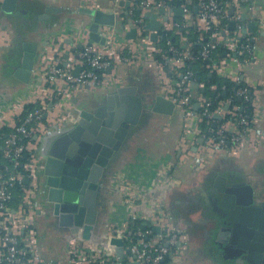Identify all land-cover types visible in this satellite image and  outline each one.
I'll list each match as a JSON object with an SVG mask.
<instances>
[{
  "label": "crops",
  "instance_id": "obj_1",
  "mask_svg": "<svg viewBox=\"0 0 264 264\" xmlns=\"http://www.w3.org/2000/svg\"><path fill=\"white\" fill-rule=\"evenodd\" d=\"M2 1L0 0V129L12 128L17 117L23 113L28 104L48 103L50 110L44 120V125L48 127L44 132L46 133L52 125L57 124L58 117L65 107L88 103L90 98L102 89L105 90V95H109V90L116 92L118 87L136 85L139 94L166 95L163 89L165 83L173 86L177 81L173 73L167 69H163V72L157 63L150 60H146L144 64L119 63L108 70V76L102 77L104 82L102 88L87 85L72 87L67 100L64 101L62 99L66 87L64 79L50 83L44 77V70L48 64L57 59L61 66L73 67L74 73L80 67L76 55L81 50L79 47L81 40L74 34L86 32L88 35L87 27L92 19L79 10L81 6L99 7L105 11L115 12L117 24L102 25L100 27L102 36L107 38L108 31L113 32L118 40L126 45V49L143 55L146 52V45L142 42L139 32L136 39L127 38V31L134 26L131 19L126 17V8L121 6L120 2L116 4V0H90L88 3L83 0H39L46 5L61 8V12L51 13L50 21L40 20L37 17L38 13H32L30 22L25 27L26 40L39 43V51L42 54L38 56L30 81L16 82L17 80L10 78L13 72L10 58L17 52L13 48L12 29L9 28L12 15L2 11ZM27 1L35 4L38 0ZM162 1L172 5L173 0ZM242 3L232 0L229 4L227 17L229 23L227 29L221 32V36L226 44L227 39L231 40L235 30H231L229 26L235 21L234 16L238 14L241 17L246 13L247 23L259 21L258 33L248 30L246 34L242 32L241 36L255 39L252 57L242 60L235 52H226L227 54L220 61L221 70L216 73L233 81L244 82L253 94L255 119L246 142L238 151L216 147L198 132L200 124L198 125L195 118L190 119L188 124L183 120L179 108L176 107L177 111L172 115L152 112L147 115L145 122L128 136L123 147L115 154L111 163V174L105 180L101 192L95 227V231L101 235L110 226H123L128 219L129 211L124 195L114 188V180L117 177L127 178L139 186L143 193L138 201L141 210L148 211L151 207L160 204L168 212L174 227L185 230L186 251L180 256L175 255L167 264H238L233 259L224 258L217 251L214 228L216 211L213 209L210 197V189L217 175H226L232 181L247 180L253 185L259 201L264 202V35L261 34L264 32V0L252 2L245 8H242ZM140 4L137 0H132L128 12L132 8L139 7ZM182 4L172 5L167 11L169 22H162L163 29L180 34L174 25L176 22L180 23L179 18H185V15H176L172 9L181 7ZM230 8H234L233 14H230ZM142 11L145 13L144 10ZM193 17L197 20L201 31H208L205 23L198 20L195 13H192ZM240 24L243 27L242 18ZM144 35L147 36L145 33ZM182 38L185 39L183 36ZM155 44L158 46L157 42ZM226 47L230 49L229 46ZM202 88L200 85L192 88L195 105L198 104L195 111L200 108L198 97L203 94ZM224 117L225 115H221V118L216 117V120L220 121ZM224 124L229 130L235 129V125L229 120ZM43 134L39 139H36L35 135L33 137L32 147L36 154ZM200 139H203V143ZM167 166H170L173 176L179 180L178 185L170 190H158L160 172ZM29 182L28 178L24 183L27 185ZM35 191L34 227L42 262L65 263L68 260V240L65 231L57 225L54 216L46 214L43 210L38 212L41 197L39 188L36 187ZM17 205L18 202L12 203L15 208Z\"/></svg>",
  "mask_w": 264,
  "mask_h": 264
},
{
  "label": "built area",
  "instance_id": "obj_2",
  "mask_svg": "<svg viewBox=\"0 0 264 264\" xmlns=\"http://www.w3.org/2000/svg\"><path fill=\"white\" fill-rule=\"evenodd\" d=\"M83 1L90 2V0ZM120 1L116 0V4H119ZM191 1L186 0L182 4L185 18L184 21L175 23L176 28L189 26L193 13L190 7ZM235 1L247 2L248 0ZM138 3H141L139 7L142 6L144 11L150 7H154L155 10L165 7L169 11L172 6L167 1L162 0H139ZM198 6L199 10L196 14L198 20L205 23L207 30L215 29L210 35V40L202 49V56H209L221 42L229 46L230 50L236 53V56L243 54L248 45L239 44L238 41L243 30L239 14L234 16L233 20L237 23L236 30L231 36V40L227 39V44L222 39L220 30L217 29L220 18L228 17L229 3L224 4L219 0H201ZM133 9L128 12L131 16ZM131 21L134 28L138 30L142 42L146 45L144 55L126 49V45L120 42L113 32L108 31L106 42L103 45L96 42L88 45L87 33L79 32L74 34L84 44L79 51L78 60L81 67L79 74L76 75L73 72V67L69 65L67 67L61 66L59 59H57L45 68V79L50 83L64 79L66 87L62 99L66 101L72 87L87 85L102 88L104 84L102 77L108 76V70L119 63L144 64L146 60H150L157 63L162 71L167 69L178 76L175 85L169 86L165 83L163 89L165 96L172 99L176 107L180 109L183 120L188 124L190 119L195 118L199 125L204 117H209L208 132L211 134H203V136L216 147L238 151L250 134L255 113L250 118L246 110L237 104H233L230 109H225L226 104L230 106L232 103V98L218 100L217 106L212 110L210 107L213 105V100L203 94L198 97V103L203 110L195 111L196 100L192 95L191 87L194 81V71L190 68L186 69L185 72L181 70L187 67L186 61L192 59L189 47L181 48L168 40L169 48L165 51L158 47L149 36L144 35L146 22L144 13L137 19L132 18ZM160 21L161 23L169 22L164 21L163 18ZM252 39V37L247 36L246 40ZM157 53L161 54V61L155 59ZM244 60H248V58ZM211 68L215 72H220V63L211 65ZM199 85L205 87L203 82H200ZM212 88L216 89V86H212ZM249 90L247 86L241 87L237 94L253 104V97L249 95ZM49 110L48 103L44 102L28 110L25 115L20 114L0 149L2 156L8 161L3 170L0 169V264H41L42 262L37 232L34 227L36 209L33 202L36 196V187L38 188L37 173L41 166V158L35 153L32 144L34 143V135L38 134L40 137L47 130L48 127L44 125V115L48 114ZM67 110L68 106L63 109L58 117V124L68 119L65 114ZM217 114L225 116L230 114L229 122L235 125V129L229 130L224 123L218 128L215 127L218 126L217 120L212 118ZM212 123L215 124L214 127L211 125ZM198 132L202 134L201 127L198 128ZM20 165L22 169H19ZM160 174L158 190H166L178 185L179 180L173 176L170 166L162 168ZM25 178L30 179L27 185L24 184ZM18 185L22 188L23 193L21 202L15 208L12 203ZM114 188L124 195L129 211L127 222L121 227L110 226L101 235V243L84 240L79 235L69 236L67 238L68 260L58 264H116L117 261L120 264L134 261L139 264H164L168 254L173 253L174 256H180L186 251L187 233L185 230L174 227L168 212L162 208V205L157 204L148 211L141 210L138 201L142 198L143 193L135 182L127 178L117 177L114 180ZM135 221L141 222L140 224H144L147 228L131 226V223ZM156 227H160V233L154 235L153 228ZM111 237L124 239V252L129 251L126 258L117 256L116 247L110 243Z\"/></svg>",
  "mask_w": 264,
  "mask_h": 264
},
{
  "label": "water",
  "instance_id": "obj_3",
  "mask_svg": "<svg viewBox=\"0 0 264 264\" xmlns=\"http://www.w3.org/2000/svg\"><path fill=\"white\" fill-rule=\"evenodd\" d=\"M131 1H120L126 13ZM140 8L144 9L142 6ZM1 9L5 14L12 15L9 28L12 29L13 48L17 50L10 58L13 69L10 78L19 83H28L38 56L42 53L39 51V43L26 40L25 27L32 13H38L40 20L50 21L51 13L61 12V8L46 5L39 0L35 4L27 0H3ZM79 10L92 18L87 27L88 45L94 42L105 44L106 37L101 35L100 27L116 25L118 20L115 12L88 6H81ZM172 10L176 15H184L182 7ZM198 10L197 5L194 8L195 14ZM233 13L234 8H230V14ZM144 17V33L153 42L160 43L163 40L160 33H166L160 19H169L166 8L155 10L150 7L145 10ZM246 17V13L241 16L242 32L246 34L249 30L258 33L259 21L247 23ZM236 26L237 23L232 21L229 28L236 30ZM261 34L264 35V32ZM137 37L136 28L127 31L128 39ZM83 46V43L79 44V47ZM76 56L79 58V54ZM80 69H76V75ZM198 85L192 82L191 87ZM109 92V95H105L102 89L88 103H78L68 108L65 113L68 119L52 125L39 141L37 156L41 158V166L37 181L41 206L38 212L43 210L54 216L57 225L64 229L66 238L79 235L84 240L102 242L101 234L95 231L98 204L105 180L111 174L115 154L123 147L128 136L145 122L148 114L156 112L172 115L177 111L172 99L162 93L155 96L139 94L136 85L118 87L116 92ZM225 109H229L228 104ZM47 116L46 113L44 117ZM215 117L221 118V115ZM35 138L39 139V135L36 134ZM200 142L203 143V139ZM27 180L25 178L24 181ZM210 193L216 211L214 228L218 245L225 244L223 247L231 255L236 254V263L264 264V202L259 201L253 185L247 180L232 181L220 174L215 178ZM155 231L160 232V227H156ZM110 243L116 247L118 257H127L129 251L124 252L123 238L111 237ZM169 256L173 258L174 254L170 253ZM127 264L139 263L134 261Z\"/></svg>",
  "mask_w": 264,
  "mask_h": 264
},
{
  "label": "trees",
  "instance_id": "obj_4",
  "mask_svg": "<svg viewBox=\"0 0 264 264\" xmlns=\"http://www.w3.org/2000/svg\"><path fill=\"white\" fill-rule=\"evenodd\" d=\"M186 0H173L171 3L172 5H179L181 3H184ZM201 0H192L190 3V7L192 9V12L195 13L194 8L195 6L199 5ZM224 4L231 3L232 0H219ZM251 0H248L247 2L242 3V8L248 7L249 4H251ZM229 9V8H228ZM143 14V11L140 7H135L133 9V15L127 13L126 17L132 19H137ZM125 15V14H124ZM179 21H184V18H179ZM229 21L227 18H220V23L217 26V29L222 32L223 30L227 29ZM178 30L180 31V34L175 33V31H166L165 35L162 34L163 40L158 43V47L162 48L163 50L167 51L169 48V45L167 44V41H171L172 44H175L181 48H184L186 46L189 47L190 52L192 54V59H188L186 61L187 67L181 69L185 72L186 69H192L194 71L193 82L200 83L203 82L205 84V87H203L201 90L203 92V95L213 100V105L210 107V109H214L217 104L218 100H227L229 98H232V103L229 106V109L233 107V104H237L242 106L246 112L249 114L250 118L253 117L254 113V107L251 101H246L243 97H240L238 93V89L241 87H245L246 84L241 81H233L232 79L228 77H221L217 75L215 71L212 70L211 65L218 64L220 61L224 58L225 52H231L230 49H228L223 42L219 43L216 49L212 50L209 56L204 57L202 56V49L207 44V42L210 40V35L215 29H209L208 31H201L199 29L197 20L193 17L190 20L189 26L186 27H179ZM233 34V31L231 32ZM185 37L186 39L182 38ZM247 36L239 37L238 41L239 44H244L245 46L248 45L244 49V53L238 55L239 59L244 60L245 58H251L252 57V50H253V41L252 40H246ZM234 52V51H233ZM156 59L161 61V54L157 53L155 55ZM175 77H178L175 75ZM212 86H216V89H213ZM250 91V90H249ZM249 95L253 97L252 92H249ZM38 103L34 104H28L26 105L23 115L27 113L28 110H31L33 107L38 106ZM196 109V108H195ZM203 109L200 107L197 109L198 112L202 111ZM216 119L214 116L212 119ZM231 119V115L228 114L224 117V119L217 121L215 127L221 126L225 121ZM209 117H204V120L200 123V127L202 130V134L209 135L211 133L208 132V128L210 127ZM214 127V123L211 124ZM12 131V128L3 127L0 129V149L3 146L4 140L7 138L8 134ZM217 139L219 140V137L217 136ZM24 160V159H23ZM8 163V161L2 156L0 152V169L3 170L4 165ZM19 169H22L21 165L19 166ZM25 184V183H24ZM22 188L20 185H18L16 190V196L13 200V203L18 204L21 202V196H22ZM141 223V222H140ZM139 221H135L131 223V226H139L143 229H146L147 227L144 224H140ZM154 235L159 234L160 232H156L155 228ZM168 254L165 257L164 263H169L171 258Z\"/></svg>",
  "mask_w": 264,
  "mask_h": 264
},
{
  "label": "flooded vegetation",
  "instance_id": "obj_5",
  "mask_svg": "<svg viewBox=\"0 0 264 264\" xmlns=\"http://www.w3.org/2000/svg\"><path fill=\"white\" fill-rule=\"evenodd\" d=\"M171 189V188H170ZM169 189V190H170ZM217 240V239H216ZM218 244V243H217ZM223 246H226L225 244H222V245H218V247H217V251L219 252V253H221L222 255H223V257L224 258H229V259H233L234 260V262H235V260L236 259H238L235 255L236 254H234L233 253V255H231V253H229L227 250H226V248H224ZM245 263H247V262H243V263H238V264H245Z\"/></svg>",
  "mask_w": 264,
  "mask_h": 264
}]
</instances>
